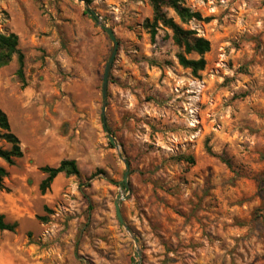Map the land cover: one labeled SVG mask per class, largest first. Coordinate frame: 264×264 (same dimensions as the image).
<instances>
[{"label":"rangeland","instance_id":"1","mask_svg":"<svg viewBox=\"0 0 264 264\" xmlns=\"http://www.w3.org/2000/svg\"><path fill=\"white\" fill-rule=\"evenodd\" d=\"M185 3L210 18L168 11L211 43L198 76L170 30L151 39L149 0H0L26 80L17 58L0 68V109L23 151L12 166L0 158V215L18 223L0 231V264H264V0ZM88 8L118 40L107 130L112 42ZM64 159L80 174L43 194L41 168Z\"/></svg>","mask_w":264,"mask_h":264},{"label":"trees","instance_id":"2","mask_svg":"<svg viewBox=\"0 0 264 264\" xmlns=\"http://www.w3.org/2000/svg\"><path fill=\"white\" fill-rule=\"evenodd\" d=\"M153 10L151 19H147L145 26L148 29L151 39L154 41L161 27H165L172 32V40L179 48H183L184 52L177 55L178 62L184 68L191 70L194 76H198L199 72L204 70L206 60L204 55L211 50V43L208 39L199 36L195 30H186L173 17L168 15V11L172 10L183 24L191 21H209L210 18L204 17L200 12L193 11L189 8L185 0H149ZM197 54L198 59L188 58L189 54ZM14 58H17L18 69L17 76L24 84L25 74V56L19 48V36L14 33H3L0 31V68L9 65ZM0 140H4L11 145L10 149L0 148V158L8 165L12 166L16 163V159L23 156L21 142L18 136L11 130V125L7 114L0 109ZM190 163L194 162L192 157L187 158ZM223 159V158H222ZM227 162V160H224ZM41 170L46 174V178L40 184V190L44 194L50 189L54 179L61 173L66 176H78L80 169L75 160L64 159L55 166H43ZM8 175L5 167L0 165V184ZM264 226V220L262 221ZM18 223H8L5 221L4 215H0V231L14 232Z\"/></svg>","mask_w":264,"mask_h":264},{"label":"water","instance_id":"3","mask_svg":"<svg viewBox=\"0 0 264 264\" xmlns=\"http://www.w3.org/2000/svg\"><path fill=\"white\" fill-rule=\"evenodd\" d=\"M79 2H82V0H78ZM86 13L89 14L95 21L98 22V24L104 29L108 37L110 38L112 42V48L110 51V55L108 58V61L105 66L104 74H103V83H102V99H103V106H102V117H103V126L107 130V124H106V119H105V113H106V107H107V98H108V85H109V78H110V73L113 67V62L117 53L118 49V40L116 38L114 30L108 26L93 10L91 9H86ZM108 138L110 142L115 145L116 147L117 144L115 142L114 137L108 133ZM123 158V157H122ZM129 174V166L126 164V171H125V176H124V184L127 185V177ZM115 210H116V215L119 219V221H123V217L121 214L120 210V198H117L115 201ZM139 257V255H138Z\"/></svg>","mask_w":264,"mask_h":264},{"label":"crops","instance_id":"4","mask_svg":"<svg viewBox=\"0 0 264 264\" xmlns=\"http://www.w3.org/2000/svg\"><path fill=\"white\" fill-rule=\"evenodd\" d=\"M62 174V173H61ZM60 175V174H59Z\"/></svg>","mask_w":264,"mask_h":264}]
</instances>
